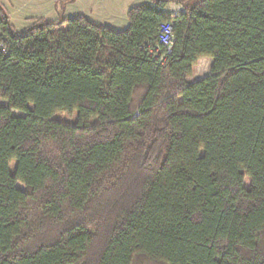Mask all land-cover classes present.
Here are the masks:
<instances>
[{"label":"trees","instance_id":"trees-1","mask_svg":"<svg viewBox=\"0 0 264 264\" xmlns=\"http://www.w3.org/2000/svg\"><path fill=\"white\" fill-rule=\"evenodd\" d=\"M167 2L21 32L0 3V264H264V0Z\"/></svg>","mask_w":264,"mask_h":264},{"label":"rangeland","instance_id":"rangeland-1","mask_svg":"<svg viewBox=\"0 0 264 264\" xmlns=\"http://www.w3.org/2000/svg\"><path fill=\"white\" fill-rule=\"evenodd\" d=\"M151 0H0L9 14L10 22L17 32L30 27L34 19L44 18L49 21H58L62 18L86 16L92 22L110 27L114 30H123L128 27V11L131 7L147 3ZM165 11L179 13L183 10L182 0H167ZM211 70V59L202 58L194 68L191 81L208 75ZM54 119L74 124L77 111L73 114L57 113ZM244 184L248 186L249 179Z\"/></svg>","mask_w":264,"mask_h":264},{"label":"built area","instance_id":"built-area-1","mask_svg":"<svg viewBox=\"0 0 264 264\" xmlns=\"http://www.w3.org/2000/svg\"><path fill=\"white\" fill-rule=\"evenodd\" d=\"M158 9H161V6H158ZM173 28L172 23L162 24L157 46H149L150 56L160 64L164 63L172 52L174 44Z\"/></svg>","mask_w":264,"mask_h":264},{"label":"water","instance_id":"water-1","mask_svg":"<svg viewBox=\"0 0 264 264\" xmlns=\"http://www.w3.org/2000/svg\"><path fill=\"white\" fill-rule=\"evenodd\" d=\"M156 2H162L163 0H155Z\"/></svg>","mask_w":264,"mask_h":264},{"label":"crops","instance_id":"crops-1","mask_svg":"<svg viewBox=\"0 0 264 264\" xmlns=\"http://www.w3.org/2000/svg\"><path fill=\"white\" fill-rule=\"evenodd\" d=\"M150 2V1H149Z\"/></svg>","mask_w":264,"mask_h":264}]
</instances>
